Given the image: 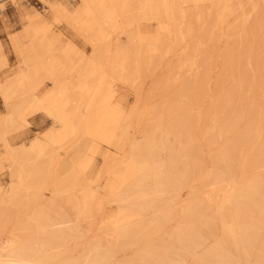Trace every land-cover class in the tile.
I'll return each instance as SVG.
<instances>
[{
	"label": "bare ground",
	"instance_id": "6f19581e",
	"mask_svg": "<svg viewBox=\"0 0 264 264\" xmlns=\"http://www.w3.org/2000/svg\"><path fill=\"white\" fill-rule=\"evenodd\" d=\"M39 1L0 51V264H264V0Z\"/></svg>",
	"mask_w": 264,
	"mask_h": 264
},
{
	"label": "rangeland",
	"instance_id": "374dc122",
	"mask_svg": "<svg viewBox=\"0 0 264 264\" xmlns=\"http://www.w3.org/2000/svg\"><path fill=\"white\" fill-rule=\"evenodd\" d=\"M52 4H64L70 8H77L79 5L74 3V0H48ZM5 9L3 13L0 14V51L6 57V66L4 71L15 69L19 65V58L16 56L14 50L9 44L10 37H16L22 34L23 31V22L26 17L33 16L35 13L40 14L41 16L51 18V14L46 8H44L39 0H18V5L14 6L11 4L10 0L4 2ZM46 15V16H45ZM55 31L62 32L67 38L73 40L79 50L84 51L85 43L81 38L76 36L74 32L64 23L55 25ZM121 44H125L126 40L124 37L121 38ZM90 53V50H87V55ZM165 73L162 71L157 72V74L151 78H148L142 87V94L146 97L149 94L150 88L155 82H160ZM49 88V86H47ZM122 97L128 105L133 104V96L129 91H123ZM157 103V102H154ZM7 111L4 107L3 101L0 96V118H3L6 115ZM50 127L49 119L41 114L36 113L27 117V124L23 125L21 128L15 130L8 135V141L11 143H20L28 142L32 140L35 136H40L46 132ZM0 147V154H1ZM6 166L1 167L0 169V183L7 184L8 182V171L5 168ZM95 169L101 167V161L95 160L94 162ZM212 189V185H207L203 192H207ZM185 196H183L184 198ZM110 211V207L107 206L104 210L103 215ZM68 215L72 218L73 214L68 212ZM99 220V217L96 218V222ZM96 226L91 228V232H94ZM79 230L84 234L89 230V225L86 223H81Z\"/></svg>",
	"mask_w": 264,
	"mask_h": 264
}]
</instances>
